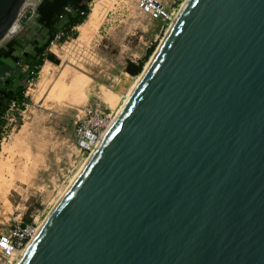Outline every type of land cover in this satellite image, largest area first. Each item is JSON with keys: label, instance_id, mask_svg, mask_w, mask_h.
I'll return each instance as SVG.
<instances>
[{"label": "water", "instance_id": "1", "mask_svg": "<svg viewBox=\"0 0 264 264\" xmlns=\"http://www.w3.org/2000/svg\"><path fill=\"white\" fill-rule=\"evenodd\" d=\"M140 73L15 264H264V0H185Z\"/></svg>", "mask_w": 264, "mask_h": 264}, {"label": "rangeland", "instance_id": "2", "mask_svg": "<svg viewBox=\"0 0 264 264\" xmlns=\"http://www.w3.org/2000/svg\"><path fill=\"white\" fill-rule=\"evenodd\" d=\"M39 1L28 0L35 5ZM111 2L91 25H78L77 36L48 49L58 63L45 59L43 65L50 71L46 79L40 73L26 89L29 102L42 105L30 106L17 118L15 128L6 121L0 126V150L6 148L0 162V233L8 232L20 218L42 223L88 156L76 146L77 116L88 106L98 105L114 117L138 75L125 70L127 61L143 59L153 47L145 66L169 27L141 11L135 0ZM34 15L13 35L23 44L18 54L31 49L30 39L43 42ZM78 75L85 80L82 93L69 85Z\"/></svg>", "mask_w": 264, "mask_h": 264}, {"label": "trees", "instance_id": "3", "mask_svg": "<svg viewBox=\"0 0 264 264\" xmlns=\"http://www.w3.org/2000/svg\"><path fill=\"white\" fill-rule=\"evenodd\" d=\"M92 1L40 0L36 6L34 21L43 33V42L38 38L28 40L32 47L22 54L17 52L23 46L17 35L0 46V126L4 123L2 115L8 104L14 99L19 102L27 99L25 91L28 80L37 75L44 60L58 63L57 56L48 50L51 42L56 39L61 43L69 37L77 36L76 27L87 19ZM152 49L153 47L149 48L144 58L139 61L128 60L125 70L132 75L139 74ZM24 66L26 69L22 70ZM30 221L29 217L24 220Z\"/></svg>", "mask_w": 264, "mask_h": 264}, {"label": "built area", "instance_id": "4", "mask_svg": "<svg viewBox=\"0 0 264 264\" xmlns=\"http://www.w3.org/2000/svg\"><path fill=\"white\" fill-rule=\"evenodd\" d=\"M137 7L148 13L152 19L161 20L164 23H172L177 15L175 5L180 0H135ZM185 1V0H183ZM184 3V2H183ZM92 4V3H91ZM182 6V4H181ZM180 6V8H181ZM178 9V11L180 10ZM59 37V36H58ZM73 38L69 37L68 39ZM61 42V43H63ZM60 43L56 39L51 42ZM51 45L49 49L51 48ZM65 45V44H64ZM62 47V46H61ZM24 66L22 70H25ZM33 73V71H32ZM40 76V69L36 76H32L28 80L27 88H30L34 84L35 79ZM27 99L19 102L18 100H12L6 110L4 111L2 118L6 121L7 125H13L15 128L17 118L21 115L24 116L29 107H40L42 104L39 102L31 104L28 100V92L25 91ZM113 117L111 112L100 106L90 105L85 108L82 115L77 116L75 121V141L78 149L83 153L89 155L95 148L98 141L108 128ZM0 144L2 140L0 139ZM39 225H35L34 222H24L21 218L16 220L14 224L9 228L8 232L0 233V261L4 264H15L18 258L22 255L27 244L31 238L35 235Z\"/></svg>", "mask_w": 264, "mask_h": 264}, {"label": "bare ground", "instance_id": "5", "mask_svg": "<svg viewBox=\"0 0 264 264\" xmlns=\"http://www.w3.org/2000/svg\"><path fill=\"white\" fill-rule=\"evenodd\" d=\"M111 3V5H112V3L113 2H111V0H94L93 2H92V4H91V10H90V12H89V14H88V17H87V19L83 22V23H81V24H79V27L80 26H86L87 24H89V25H91L92 24V22H94V21H96L97 19H99L100 17H101V14H102V12L103 11H105L106 10V7L109 5ZM105 4H107V5H105ZM182 5H183V3H182ZM108 8H110V7H108ZM107 8V9H108ZM91 23V24H90ZM18 29V26L17 25H15L14 27H13V29H12V32L14 31H16ZM147 64H148V61L146 62V66H147ZM50 71H49V66L48 65H46V64H44L43 65V68H42V71L40 72V73H42L41 75H42V77L44 76H46L48 73H49ZM43 77V78H44ZM141 77V73H139L138 75H137V78H136V80L133 82V84H132V86L130 87V89H129V91H128V94H127V97H126V99H125V101L127 100V98H128V96L130 95V93H131V91L133 90V88L135 87V85H136V83L138 82V80H139V78ZM45 79H46V77H45ZM40 81V80H39ZM42 81V80H41ZM40 81V82H41ZM44 81V80H43ZM42 81V82H43ZM41 84V83H40ZM39 84V85H40ZM69 85H71L70 87L72 88V89H74V90H76L77 92H84L83 90H84V87H85V80H84V78L83 77H81V75H78V76H74V78H73V80H71V84H69ZM55 87V86H54ZM58 87V86H57ZM69 90V89H68ZM74 90H72V91H74ZM55 91V90H54ZM70 91H71V89H70ZM76 93V92H75ZM125 101H124V103H125ZM124 103L120 106V108L118 109V111L116 112V114H115V116L117 115V113L120 111V109L122 108V106L124 105ZM114 116V117H115ZM114 117H113V119H114ZM112 119V120H113ZM112 122V121H111ZM110 122V123H111ZM110 125V124H109ZM5 147H3L1 150H0V162H2V156H3V153H4V151H5ZM87 160V159H86ZM82 167V166H81ZM80 167V168H81ZM80 168L77 170V172L80 170ZM77 172L74 174V176L71 178V180H70V182L72 181V179L75 177V175L77 174ZM70 182H69V184H70ZM68 184V185H69ZM64 193V192H63Z\"/></svg>", "mask_w": 264, "mask_h": 264}]
</instances>
